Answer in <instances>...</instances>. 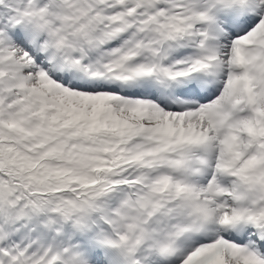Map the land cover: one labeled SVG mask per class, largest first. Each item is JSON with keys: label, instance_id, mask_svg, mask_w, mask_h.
I'll use <instances>...</instances> for the list:
<instances>
[{"label": "snow or ice", "instance_id": "snow-or-ice-1", "mask_svg": "<svg viewBox=\"0 0 264 264\" xmlns=\"http://www.w3.org/2000/svg\"><path fill=\"white\" fill-rule=\"evenodd\" d=\"M0 264H264V0H0Z\"/></svg>", "mask_w": 264, "mask_h": 264}]
</instances>
